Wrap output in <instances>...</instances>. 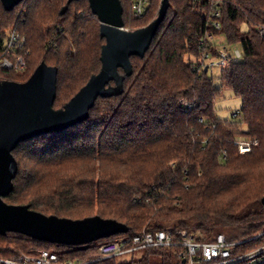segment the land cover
<instances>
[{
    "label": "trees",
    "instance_id": "trees-1",
    "mask_svg": "<svg viewBox=\"0 0 264 264\" xmlns=\"http://www.w3.org/2000/svg\"><path fill=\"white\" fill-rule=\"evenodd\" d=\"M161 1L152 0L137 17L131 1L122 0L125 26L150 23ZM170 3L146 55L131 57L134 70L123 93L99 97L83 121L24 140L13 151L19 170L5 197L9 203L73 219L100 215L127 224L129 231L94 241L86 250L8 232L0 234V254L37 245L94 260L89 264H152V254L162 257L161 264H179L173 247H150L126 262L118 256L95 260L104 242L171 228L200 231L203 239L223 232L241 241L232 247L234 255L264 247V0ZM100 26L89 0H23L10 10L0 0V54L16 31L26 39L18 52L27 62L23 70L0 67V80L26 81L45 61L58 68L55 107H62L101 69L106 39ZM208 33L240 46L242 58L223 67L222 86L209 75L205 56L216 57L218 50ZM224 87L242 99L235 114L241 121L217 116ZM241 135L259 143L241 153L235 144ZM261 256L233 264H264V250Z\"/></svg>",
    "mask_w": 264,
    "mask_h": 264
},
{
    "label": "water",
    "instance_id": "water-1",
    "mask_svg": "<svg viewBox=\"0 0 264 264\" xmlns=\"http://www.w3.org/2000/svg\"><path fill=\"white\" fill-rule=\"evenodd\" d=\"M1 1L10 10L23 0ZM89 2L93 14L101 22V36L106 39L101 51L102 66L68 102L60 108L55 107L58 68L45 61L26 81L0 80V234L18 232L33 239L86 250L94 241L129 231L127 224L116 219L100 215L82 219L48 215L28 204L5 200L14 189L19 170L13 153L17 145L34 136L73 126L89 116L99 97L123 93L125 78L134 70L131 57L146 55L171 5L170 0H162L154 20L129 30L125 28L122 0ZM68 6L63 7L62 14Z\"/></svg>",
    "mask_w": 264,
    "mask_h": 264
},
{
    "label": "built area",
    "instance_id": "built-area-1",
    "mask_svg": "<svg viewBox=\"0 0 264 264\" xmlns=\"http://www.w3.org/2000/svg\"><path fill=\"white\" fill-rule=\"evenodd\" d=\"M134 14L137 17H143L148 11L152 0H130ZM213 16L217 17L215 26L220 29L221 22L219 20L220 11H213ZM261 33L264 34V28H261ZM206 39L213 41L215 36L208 33ZM26 43V39L16 31L8 34L4 44V51L0 54V67L5 69L23 70L26 65L25 57L18 51ZM218 50V63L223 67L231 62L232 55L222 42L216 43ZM235 54L240 56V50L235 49ZM212 58L209 53L205 59ZM209 64V66L214 65ZM259 143L258 139L248 136H238L235 144L238 146L241 153L251 151L254 145ZM226 156V154H225ZM261 234L257 235L260 237ZM241 241L228 240L225 233L220 232L214 234L210 239L190 234L185 229H160L156 231H142L132 237H121L118 240L108 241L100 244L98 259H106L119 256L124 253L134 252L140 248H177V255L180 259L179 264H233L237 261L249 259L251 262L263 257L261 253L263 248H258L248 253L234 255L232 247ZM94 260H80L65 257L59 251L49 248H33L26 252H21L16 255L5 256L0 254V264H89Z\"/></svg>",
    "mask_w": 264,
    "mask_h": 264
},
{
    "label": "rangeland",
    "instance_id": "rangeland-1",
    "mask_svg": "<svg viewBox=\"0 0 264 264\" xmlns=\"http://www.w3.org/2000/svg\"><path fill=\"white\" fill-rule=\"evenodd\" d=\"M125 28L129 30H134V28L136 27H132L131 25H126ZM214 41L215 43H218V44L222 42L224 46L228 48L229 53L232 55L231 57L232 59L238 60L242 58L241 56L236 55L234 52L236 48L240 50V46L239 45H235V46L229 45L226 42L224 35H220L216 37ZM218 61H219L218 57H212V58L207 59L208 64H212L213 62L215 63L214 65L211 66L209 75L215 78V82L218 86H222L221 76L223 73V66L219 64ZM56 108H60V107L57 106ZM241 108H242V99L238 95H236V93L232 89L224 87V89L222 90L221 96L217 99V102H216L217 116L222 119L241 121V116H235L236 113L240 112ZM225 229L228 231L234 232L233 227L232 228L226 227ZM195 234L196 236L204 235L200 233V231H196ZM33 248H41V247L37 245H32L28 249H33ZM146 251H147V248H140L134 252H128V253L121 254L118 256V261L126 262L133 258H140L143 254L146 253ZM150 259H151L152 264L162 263V257L160 255L152 254Z\"/></svg>",
    "mask_w": 264,
    "mask_h": 264
}]
</instances>
